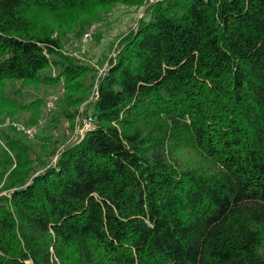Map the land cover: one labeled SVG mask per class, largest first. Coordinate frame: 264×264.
<instances>
[{
	"label": "trees",
	"instance_id": "1",
	"mask_svg": "<svg viewBox=\"0 0 264 264\" xmlns=\"http://www.w3.org/2000/svg\"><path fill=\"white\" fill-rule=\"evenodd\" d=\"M145 4L0 0V121L62 86L75 117L97 72L67 36ZM119 36L78 142L0 127V264H264V0H160Z\"/></svg>",
	"mask_w": 264,
	"mask_h": 264
},
{
	"label": "rangeland",
	"instance_id": "2",
	"mask_svg": "<svg viewBox=\"0 0 264 264\" xmlns=\"http://www.w3.org/2000/svg\"><path fill=\"white\" fill-rule=\"evenodd\" d=\"M158 1L160 0H146L145 5L130 9L124 6H118L112 16L107 18L104 23H92L89 27H86L87 25L84 26V31L80 34L81 36L79 38H76L73 34L67 36L68 41L65 44L66 52L80 61L90 64L95 72H97V80L94 83L89 98L78 107L72 109V113L75 114V117H73V115L70 118L69 116L60 115L55 112L57 110L56 100L63 96L65 92L63 86L50 90L48 94H46L45 91L38 93L33 91L32 88H29L31 93L35 92L45 99L43 100L42 107L39 111L38 122L33 125L28 124L26 120L30 114L23 112L22 118H2L0 121V127L11 129L13 127L6 125L5 123L7 120H14L15 122L23 124L27 128H33L35 130L36 136L34 138L28 137V139L33 142L40 141L42 135L47 136L51 134L58 137H66L67 140L65 144L74 143L76 141L78 142L85 134L81 132V130H78V127L83 122L86 115L89 114L87 113L88 107H90L91 103L96 99L95 93L98 79L104 74L109 67L110 60L116 57L121 48L119 35L135 27L137 18L144 17L147 9ZM88 32H91V37L85 40L86 33ZM1 90L2 89H0V91ZM49 102L52 104L51 110L48 105ZM15 130L18 131L17 129ZM88 131L89 130L85 132L87 133ZM0 142L2 141L0 140ZM64 145L61 144L59 149H62ZM3 193H6V191H3L2 194Z\"/></svg>",
	"mask_w": 264,
	"mask_h": 264
},
{
	"label": "built area",
	"instance_id": "3",
	"mask_svg": "<svg viewBox=\"0 0 264 264\" xmlns=\"http://www.w3.org/2000/svg\"><path fill=\"white\" fill-rule=\"evenodd\" d=\"M89 37H91V32L86 33L85 40H87ZM96 98L98 95V87L96 86ZM49 108L52 109V104L49 102ZM6 125H9L15 129H17L20 133L26 135L27 137L34 138L36 136L35 130L33 128H27L23 124H20L18 122H15L14 120H7ZM94 128V117L91 114L86 115L83 122L78 127V130H81V132L86 133L87 130H92Z\"/></svg>",
	"mask_w": 264,
	"mask_h": 264
}]
</instances>
